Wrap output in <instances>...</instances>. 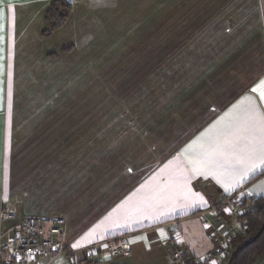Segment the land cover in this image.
Masks as SVG:
<instances>
[{
	"label": "crops",
	"instance_id": "crops-1",
	"mask_svg": "<svg viewBox=\"0 0 264 264\" xmlns=\"http://www.w3.org/2000/svg\"><path fill=\"white\" fill-rule=\"evenodd\" d=\"M50 1L0 0V241L26 217L48 216L62 221L63 245L128 239L127 254L102 245L74 264H176L169 229L202 256L198 214L224 228L214 205L243 188L264 196V175L249 183L264 169V0H67V20L45 37ZM148 42L169 111L145 164L129 119L141 113L111 101L97 109L95 92L98 71L125 54L129 64ZM130 126L139 139L128 140Z\"/></svg>",
	"mask_w": 264,
	"mask_h": 264
},
{
	"label": "rangeland",
	"instance_id": "rangeland-1",
	"mask_svg": "<svg viewBox=\"0 0 264 264\" xmlns=\"http://www.w3.org/2000/svg\"><path fill=\"white\" fill-rule=\"evenodd\" d=\"M135 21L137 20H129L128 26L130 27L131 24L135 23ZM131 48L132 46H129V50ZM136 48L138 52L129 51L128 53L129 64L125 65V60L127 63V54H125L123 62H119V67H117L116 69L113 68L114 65L111 66L108 64L106 65V67H104L105 69L98 71L97 80H99L96 81L97 86L95 92V107L97 109L107 108L109 102L111 101V104L115 105L112 106L113 108H123L126 110L131 109L133 111H139L141 113L140 117L138 118H128L131 119V125H133L134 127L137 126L139 128L138 130H142V134L140 132L138 133V135L141 134L143 138L142 157L144 163L147 164L149 162L153 163L155 161V134L157 132L161 134L167 132H162L156 127L160 126V128L162 129L167 128L168 117H166V115L167 111L169 110L166 97H164V99L160 102L156 97L157 92L155 91V89L157 88V85L155 82L156 74L152 58L154 54L151 42L145 44L143 43L141 46L139 45ZM97 67H99V65H97ZM250 71L251 70H249L248 74H245L243 76L244 83L248 81ZM107 76H111L112 78L114 77V79L111 78V80H106ZM116 77L118 78L119 82H116ZM101 78H104V80L102 81ZM127 83L129 94L128 99H126L127 92L124 91V88L122 86V84ZM245 84H239V86H244ZM178 110L179 112H176L177 118L174 117L175 121H177L175 123L177 125L176 132H178V126L183 124V121L181 120L182 118H179V114L183 112V108ZM159 112L161 113V116H159V118L155 117V113L158 114ZM135 119H138V121L136 122ZM133 130H135V128L130 126L128 130V140H135V138H138L137 133ZM165 134H163V136L160 138L162 139L163 137H165ZM255 196L256 195L249 192V190L243 188L237 192V200L230 201L227 199V197H224L217 205H214L216 207L218 206L217 208L219 209V212L222 215L226 216L224 221L225 227L221 228L220 231H227L226 234L228 235V243L231 244V252L245 241L244 231L246 228V222L244 219V215L254 207L255 201L258 198H264V196ZM203 230L208 234L212 232V229L207 227H203ZM241 236H243L242 240L240 238ZM239 239L241 240V243H238L240 241ZM233 240H235L236 242H233ZM179 244L184 254V260L174 257L176 264H196L192 261L193 257L188 255L185 247L183 246V242L180 239ZM229 255L224 256L223 258L219 257L213 260L210 264H227ZM65 262L67 264H74L75 261L66 257Z\"/></svg>",
	"mask_w": 264,
	"mask_h": 264
},
{
	"label": "built area",
	"instance_id": "built-area-1",
	"mask_svg": "<svg viewBox=\"0 0 264 264\" xmlns=\"http://www.w3.org/2000/svg\"><path fill=\"white\" fill-rule=\"evenodd\" d=\"M226 197L230 201L237 200V192ZM217 207L211 208V211L219 213ZM7 211V208L4 209L1 217H8ZM197 217L203 222L204 228H211L212 232H204L210 243L208 251L200 257H193L192 261L196 264H210L219 257L228 256L231 253V244L228 243L227 231L214 227L204 213L198 214ZM63 231L59 218L26 217L14 226L10 238L0 241V264H56L66 257L76 262L79 257L92 255L102 245H106L108 254L112 256L126 254L130 250L128 239L124 235L111 236L80 247H73L70 243L63 245ZM167 243L171 247L173 257L184 258L176 231L168 230Z\"/></svg>",
	"mask_w": 264,
	"mask_h": 264
},
{
	"label": "trees",
	"instance_id": "trees-1",
	"mask_svg": "<svg viewBox=\"0 0 264 264\" xmlns=\"http://www.w3.org/2000/svg\"><path fill=\"white\" fill-rule=\"evenodd\" d=\"M71 10L72 6L67 0H51L44 14L46 27L42 35L47 37L60 28ZM67 50L68 48H63L61 53ZM262 175H264V169L251 178L249 183ZM244 219L245 241L231 252L227 264H254L264 255V198H258L255 201L254 207L244 215Z\"/></svg>",
	"mask_w": 264,
	"mask_h": 264
},
{
	"label": "snow or ice",
	"instance_id": "snow-or-ice-1",
	"mask_svg": "<svg viewBox=\"0 0 264 264\" xmlns=\"http://www.w3.org/2000/svg\"><path fill=\"white\" fill-rule=\"evenodd\" d=\"M0 15H2V9H0ZM260 85L264 86V80L260 81ZM252 91L253 92H256L257 89L256 88H253ZM262 98H264V93H262ZM221 119L223 120L224 118L222 117ZM258 119H259V122H260V132L262 133V137H264V115L259 116ZM237 162L238 163H242L243 161L242 160H238ZM259 163H264V139H262V144H261V157H260ZM256 166L257 165H255V164L252 165V168H250L249 170H254V168ZM129 171H131V170H129ZM77 246H79V245L78 244L73 245V247H77Z\"/></svg>",
	"mask_w": 264,
	"mask_h": 264
},
{
	"label": "water",
	"instance_id": "water-1",
	"mask_svg": "<svg viewBox=\"0 0 264 264\" xmlns=\"http://www.w3.org/2000/svg\"><path fill=\"white\" fill-rule=\"evenodd\" d=\"M229 264V263H228Z\"/></svg>",
	"mask_w": 264,
	"mask_h": 264
}]
</instances>
